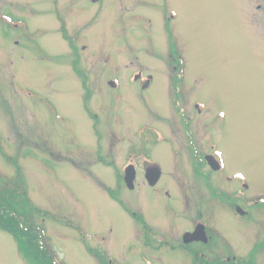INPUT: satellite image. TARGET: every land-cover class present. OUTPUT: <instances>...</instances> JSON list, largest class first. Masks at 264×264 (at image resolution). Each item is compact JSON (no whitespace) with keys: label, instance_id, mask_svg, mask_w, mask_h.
Masks as SVG:
<instances>
[{"label":"rangeland","instance_id":"rangeland-1","mask_svg":"<svg viewBox=\"0 0 264 264\" xmlns=\"http://www.w3.org/2000/svg\"><path fill=\"white\" fill-rule=\"evenodd\" d=\"M6 13L23 23L0 21V186L22 179L56 261L252 264L264 207L248 220L223 196L236 171L244 202L264 195V0H0ZM209 145L220 171L194 162ZM198 221L216 249L183 243ZM0 264H29L1 229Z\"/></svg>","mask_w":264,"mask_h":264},{"label":"trees","instance_id":"trees-1","mask_svg":"<svg viewBox=\"0 0 264 264\" xmlns=\"http://www.w3.org/2000/svg\"><path fill=\"white\" fill-rule=\"evenodd\" d=\"M6 182L0 186V229L15 238L19 251L29 264H61L54 258L43 233L27 223V217L34 209L25 197L22 179L17 176ZM102 263L109 264L108 260ZM193 264L200 263L194 259Z\"/></svg>","mask_w":264,"mask_h":264},{"label":"flooded vegetation","instance_id":"flooded-vegetation-1","mask_svg":"<svg viewBox=\"0 0 264 264\" xmlns=\"http://www.w3.org/2000/svg\"><path fill=\"white\" fill-rule=\"evenodd\" d=\"M4 17H7V19H5ZM0 21H2V22H4V23H12V25L13 26H15V27H17V25H21L22 23H23V18H16V17H13L12 15H10V14H8V13H6L4 16H3V18L2 19H0ZM27 38V37H26ZM71 41L72 42H74V41H76V40H73L72 38H71ZM85 47V46H84ZM173 69H174V72H176V71H178V70H180V68H178V67H174L173 66ZM140 73L139 74H133V76H134V81L135 80H140ZM183 76H184V72H176V77H175V79L173 80V85H174V88L171 86V88H172V92L174 93L173 95H174V97L172 98V105L174 106V104H175V102L176 101H181L180 100V98H178V94H179V91H180V88H178V86H177V88H176V85H177V83H179L180 81H182L183 80ZM180 79V80H179ZM128 80V79H127ZM178 81V82H176V81ZM150 81H151V77L150 76H148L147 77V79L146 80H143L142 82H141V89L142 90H145L146 88H148L149 87V84H150ZM108 84L110 85V86H113L111 83H110V81H108ZM180 84H182V83H180ZM169 94H170V91H169ZM170 98V97H169ZM193 106H195V104H193ZM188 120H190L191 121V116H186L185 118H182V123L183 122H187ZM189 121V122H190ZM188 122V123H189ZM186 125V124H185ZM209 148L211 149V151L209 152V154L208 153H205L204 154V156L202 157L201 156V154H200V156H199V158H198V160H196V161H194L195 163H199V165H201L200 166V168L202 169V167H204V166H208L211 170H212V166H210V164H209V162H208V159H209V156H214L215 157V159H216V161L217 162H214L213 160V162L215 163V165L217 166V168H216V170L217 171H220L221 170V168H222V162H221V158H220V151L217 149V147H215V146H212V145H209ZM195 151H193V153H194ZM195 154H197V152L195 153ZM205 163V165H202V164H204ZM150 163H148V162H144V166L146 167V166H148ZM198 165V166H199ZM213 171V170H212ZM233 177H234V179H235V181L237 180V181H239V184H238V187L235 189H232V191L230 190L229 191V194H226L225 196H223V198L226 200L228 197H230V202L229 203H232V208L234 209V211L236 212V213H238V215H241V216H243V217H245L246 219H251V217H248L247 215H246V212H249L248 211V209L249 208H252L251 206L253 205V206H258L260 209H261V207H264V195L263 196H260V197H257V198H254V199H252V200H246L245 202L243 201V199L246 197L245 196V194H244V191H243V189L241 188V186H240V184L241 183H243V181H244V175H242V173H240L239 171H236V172H234V174H233ZM231 180H233V179H231ZM214 194V193H213ZM215 195H217V196H220V195H222V194H218V193H215ZM221 197V196H220ZM244 208H246L247 209V211H245L244 210ZM250 213V212H249ZM201 221V220H200ZM200 221H198L191 229H186V230H184L183 231V233L184 232H186V231H188V232H191V231H193L194 229H195V227H196V225H198V224H202V225H204V233H205V238H206V242H202V241H193V242H190V243H184V244H187V245H189V244H203V246H206V247H208V248H217V246H216V243H215V241H216V239H217V237H218V234H216V239H214V237H213V235L211 234V233H208L207 231H206V228H205V224H203V223H201ZM257 222V221H256ZM253 224H256V223H253ZM253 236V235H252ZM253 239H254V241H255V237H253ZM215 240V241H214ZM168 246L170 247V243L168 242ZM261 248L260 250H262L261 252V254H263L262 256H263V261H264V233H263V237H262V240H261V238H260V240H258V242H253L252 243V247L250 248V251H249V253H248V255H247V257H246V261H248L249 263H252V264H258V262H257V258H256V256H255V252H256V250H257V248ZM221 262L220 263H222L223 261L226 263V264H229V262L230 261H233V262H236L237 261V258L234 256V255H232L231 257L230 256H226L225 257V259H221L220 260ZM237 264V263H236Z\"/></svg>","mask_w":264,"mask_h":264},{"label":"water","instance_id":"water-1","mask_svg":"<svg viewBox=\"0 0 264 264\" xmlns=\"http://www.w3.org/2000/svg\"><path fill=\"white\" fill-rule=\"evenodd\" d=\"M146 178L150 185H153L158 177H159V170L157 167L147 168L146 169ZM125 182L128 187H132V180L134 179V169L132 166H128L125 169V176H124ZM184 242H191V241H197L202 240L206 241L203 226L197 225L192 233H187L184 235L183 238Z\"/></svg>","mask_w":264,"mask_h":264}]
</instances>
